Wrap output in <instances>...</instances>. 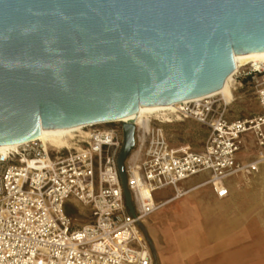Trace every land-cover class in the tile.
I'll return each instance as SVG.
<instances>
[{"label": "water", "instance_id": "obj_1", "mask_svg": "<svg viewBox=\"0 0 264 264\" xmlns=\"http://www.w3.org/2000/svg\"><path fill=\"white\" fill-rule=\"evenodd\" d=\"M249 53L264 54V0H0V148L206 97Z\"/></svg>", "mask_w": 264, "mask_h": 264}, {"label": "built area", "instance_id": "obj_2", "mask_svg": "<svg viewBox=\"0 0 264 264\" xmlns=\"http://www.w3.org/2000/svg\"><path fill=\"white\" fill-rule=\"evenodd\" d=\"M233 84V95L243 84L253 89L259 113L234 119L235 99L226 104L211 96L131 122L124 175L132 213L117 165L126 123L84 126L66 137L64 148L32 140L0 154V264H154L141 227L190 192L179 188L182 182L208 174L202 186L224 199L226 179L250 176L264 164V65L237 69ZM185 121L206 130L200 151L169 142L163 126ZM247 135L260 150L250 163L237 161ZM167 189L173 198L155 201ZM68 207L86 208L88 222L77 224Z\"/></svg>", "mask_w": 264, "mask_h": 264}, {"label": "crops", "instance_id": "obj_3", "mask_svg": "<svg viewBox=\"0 0 264 264\" xmlns=\"http://www.w3.org/2000/svg\"><path fill=\"white\" fill-rule=\"evenodd\" d=\"M259 152L247 135L237 161L253 162ZM207 179L208 174H200L182 182L179 188L190 192L168 203L141 227L153 263L264 264V164L250 176L226 179L224 199L202 186ZM192 180L198 181L191 184ZM165 191L169 195L156 199V192L155 201L173 198L172 189Z\"/></svg>", "mask_w": 264, "mask_h": 264}, {"label": "rangeland", "instance_id": "obj_4", "mask_svg": "<svg viewBox=\"0 0 264 264\" xmlns=\"http://www.w3.org/2000/svg\"><path fill=\"white\" fill-rule=\"evenodd\" d=\"M248 67V66H247ZM262 66H260L261 68ZM234 102L229 106L230 115L234 119L250 118L260 112L255 101L254 91L248 84H243L242 89L235 92ZM163 129L172 145L183 144L190 145L195 151H200L205 141L206 130L192 121L176 122L163 126ZM174 147V146H173ZM249 149V147H248ZM198 180H192L194 183ZM169 195L167 191H159L155 194L156 199L165 198ZM68 207V213L76 217L77 224H85L89 220V212L86 208Z\"/></svg>", "mask_w": 264, "mask_h": 264}, {"label": "bare ground", "instance_id": "obj_5", "mask_svg": "<svg viewBox=\"0 0 264 264\" xmlns=\"http://www.w3.org/2000/svg\"><path fill=\"white\" fill-rule=\"evenodd\" d=\"M234 60L236 62V68L235 70L227 77L225 80L223 87L218 90L215 93H212L206 97H211V96H219L224 103L229 104L234 96L232 94V90L235 88L233 84V75L235 71L241 67L245 66H251L254 69H259L260 66L264 65V54H258V53H249V54H244L243 56L235 55ZM203 98V97H202ZM200 99V98H197ZM195 100V99H194ZM190 102V101H188ZM179 104V103H177ZM177 104H172L169 106H162V107H139L138 110V117L136 119H132L131 117H126L120 120H117L115 122H121V123H131L133 121H138L140 124H143L146 120L148 115L150 114H156L162 111H170L175 109ZM84 126H78V127H73L69 128L67 130L61 131V132H56V133H50V134H45L42 136H38L34 140H40L44 144H49L50 146L54 148H64L67 146V139L66 137L71 135V132L76 131ZM18 145H9L5 147L0 148V154L3 155L6 151L11 150L16 148Z\"/></svg>", "mask_w": 264, "mask_h": 264}, {"label": "trees", "instance_id": "obj_6", "mask_svg": "<svg viewBox=\"0 0 264 264\" xmlns=\"http://www.w3.org/2000/svg\"><path fill=\"white\" fill-rule=\"evenodd\" d=\"M68 213V212H67Z\"/></svg>", "mask_w": 264, "mask_h": 264}]
</instances>
